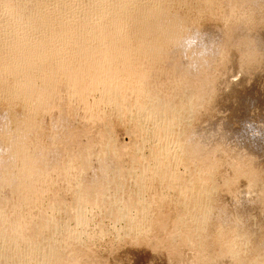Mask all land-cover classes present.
I'll use <instances>...</instances> for the list:
<instances>
[{"label":"bare ground","instance_id":"bare-ground-1","mask_svg":"<svg viewBox=\"0 0 264 264\" xmlns=\"http://www.w3.org/2000/svg\"><path fill=\"white\" fill-rule=\"evenodd\" d=\"M79 1L81 0L70 2H68V0H0V100L5 98L9 103L8 105L6 104L8 106L6 111L0 108V264H81V262L77 260L79 258L76 257L79 256L76 254L79 252H76L77 248L73 249L74 246L71 242L75 240L74 235H69V231L65 233L67 229L70 230V228L66 226L67 222H64L65 226H60V228L62 227V231L63 228L67 227L66 230L64 229V233L68 234L65 238L67 241L64 243V240L63 244L61 239V244L59 245L60 242H57L55 239V235L58 229H60L58 226L61 225V223H59L60 221L55 222L56 219L51 217H53V212L59 211V209L64 210L66 213L65 215L70 218L68 222L70 221L78 225H83V223H85V210L90 206L99 207L98 210L102 209L100 212L103 211L104 216L106 215L109 217V220L110 218L113 221H118L122 218L127 219L125 221H128V224L137 230L144 229L142 231L145 232V229H149V227L152 228L151 226L155 227L154 221L152 222L154 225H148L145 222L149 207H154L149 204L148 207L145 199H143V195L149 192L147 190H151L152 192L153 189H151L152 184L148 186L150 187L149 189L146 185L149 179H152V182L157 181L158 184L164 187L166 186L172 194L175 193L179 197V200L177 199L178 202L180 201L179 204L183 203L185 205L186 210L184 209L185 212L183 213L185 215L182 216L183 218L179 217V219L176 215V224L172 221L175 227L177 226L181 229L184 241L186 240L195 245L199 244V247L202 249L205 247L206 241L209 240L208 238L212 235L213 231H219L224 239L226 237L224 236L226 231L232 230V233H236V241H229L232 243L230 244L226 240L223 247H220L221 245L219 246L221 249L217 250L220 252H216L218 256L214 254L217 257H204L200 258L199 261L196 259V263L198 261L197 264H241L243 260L241 262L240 260L243 255L248 258V263L245 261L246 264H264V250L263 252L260 251L264 248V239L261 241L260 239L262 238L257 234V231L260 230L259 228L264 227V191L257 190L259 186H264L260 185L264 183V180H260L259 178L258 180L256 178L255 175H257V173L254 174L256 171L251 172L249 168L245 173L248 174L247 177L250 178H248L249 180L252 182H256L257 180V182L259 183L260 181V183L257 185V183L252 184L249 182L252 186L250 185L251 188H248L249 185L247 187L249 190V192H247L248 195H246L245 189L239 190L245 193L236 191L238 195L241 194L238 197H234V199L238 198L236 202H233L232 197L231 201L226 194L224 195V192H222L221 194L223 195H221L220 192L216 191L218 189L213 188V185L210 186L206 184V187V182L201 183L203 180L200 183H193L189 181L188 178L187 180L184 178V180L180 177V179L178 178L175 180L173 178L174 176L171 177L173 172H175L171 169L173 168V165L170 163L172 159L177 161V165L182 163L183 166H185V161H188L191 155L195 157L193 150H190L195 147L193 146L189 149L190 146L187 147L189 142L190 145H193L191 143H194V145L195 142L198 143L199 147L196 151L203 155H205L210 148H215L213 150L216 151L219 149L217 147L221 145L225 147L226 145V148L229 149L227 156H230L234 164L237 160L241 159V156L245 158L242 153L254 157L253 154L256 152L254 151L253 144L252 146H248L250 144L248 141L250 140L246 141V144L248 143L247 146L244 142V144L236 142L237 145L235 144L234 146V142L240 140L239 137L241 138V142L243 140L245 141V139L242 135L243 138L237 134L239 131L241 132V127L238 129L239 131L233 130L232 128L236 133L234 134L231 127L228 128L227 121L225 123L221 121V123L212 124L214 126L210 125L211 127L206 125L205 131L203 130L204 133L198 134V137L196 136L198 129L194 131L195 133L197 132L196 135L193 134L194 132H192L193 135L189 132L191 136H189V134L187 135L186 132L188 133V130L184 133L181 125L182 122L186 121V116L184 117L183 114L189 111V108L195 104H192V100L196 97L190 98L191 96H189V98L187 97L188 99H185L184 95L183 97L180 95L182 97V100L179 101L180 104H172L174 100L172 101L171 99L170 102V98L167 96L171 92H168L167 89L163 90L166 86L162 88L164 83H167L168 80L179 84L188 77H186L187 74H190L191 78L189 79H192V77L196 78L195 74L197 75V73H199L190 70L186 66L187 61L176 47V41L185 35L188 30H202L207 34L209 41L214 45V51L207 57V62L203 63L201 66L203 68H205L204 66L207 68V65L211 64V58L219 54L220 42L222 41V43H224L226 41L224 40L227 34L225 31L221 32L220 29V31L216 32L211 28L202 29L193 22L196 18L192 21L190 18L192 17L190 16L191 14L189 17H184L183 12L182 15L179 10L178 12L176 10L178 7H183L186 9H197L198 13L199 11H204L203 9L207 11V9H209L206 5L207 0H110V2L105 0H101L100 2L99 0H83L84 4H81ZM221 1L222 3L220 5L229 15L231 10L233 11V7L242 6L246 0ZM248 1L250 2V0ZM218 3L217 1V4ZM260 3H263V0H252L253 6H257ZM80 4L81 6L83 5V8H88L90 13L89 11L86 12L87 10H83V13L80 12L82 9L80 8V10L78 8L80 11L77 9V7H81ZM211 4L213 3L211 2L209 5L211 6ZM217 4H215V6ZM76 9L78 10V17L76 16ZM93 10L94 15H92ZM180 10H182V8ZM208 14L210 13L208 12ZM237 14L240 16V13ZM236 22L238 23L237 20ZM243 24L244 23L239 22L237 26L235 24V28H231L234 30L233 34L231 33V37L234 36L235 39L237 38L236 40L254 42V44L251 45L252 48H248V50L252 51H249V53H253L255 48L264 52V36L259 35L260 37H253L254 41H252V38L250 39L248 37L252 33L249 34V30L246 29L247 25L245 24V26ZM244 42L245 41L240 43ZM231 45L233 44L231 43ZM239 46L241 47V45ZM245 46L248 47L249 44H245ZM198 51L199 48L194 47L188 54L192 56ZM253 54H256V51H254ZM212 65H210V67ZM262 68L264 67L262 66ZM157 73L158 75L161 74L163 79L167 81L164 80L165 82L163 84H161L162 81L159 82V80L155 82L153 78ZM192 74L194 76H192ZM206 79L202 80L203 85L201 84L202 88L200 87L201 89L199 90L202 93L204 92V94L205 90L208 89ZM171 81L170 83L172 84ZM198 82L197 79V83ZM172 86L174 85L172 84ZM176 86L177 84H175V87ZM189 86L191 85H188L187 88ZM197 88L199 89V87ZM171 89L172 88H170V90ZM177 89H179L178 86ZM131 90H134L135 96H133L136 105V107H134L135 109L137 108L136 110L139 113V116L137 115V120H134L135 117L133 118L135 121V123L133 122V126L135 125V128L130 132L132 138L134 137V139H136L133 140L135 141L134 143H132L131 137V141L129 140V142H125L122 139L121 141L113 139L114 132L111 130L112 127H109L110 110L113 109L115 112L121 110L119 112L120 114L128 110L127 107L124 111L122 109L123 105H125L124 103L129 102L128 91L131 93ZM194 92L195 91H193V93ZM195 94L194 96H196ZM95 96L98 97V99L96 97L97 100H94ZM175 96L179 95L175 94ZM175 96L173 95V97ZM199 96L201 97V94L199 95L198 93L197 97ZM90 97H93L92 102H89L91 99ZM200 97L197 101L204 96ZM244 100L245 99H243V102ZM15 104L22 107L20 113H15L13 111L12 108ZM127 106H129L128 103ZM113 110L112 113L115 114ZM73 117L81 121V124H83V126L80 124L81 127L85 126L86 129L87 126L90 131V128H93L94 136L98 139H95V141H97L96 143H90L91 141L84 142L85 139L82 138L84 140H82V144L77 145L80 140H75V137L79 135L74 136ZM247 117L245 118L248 120L250 117ZM143 118L147 120H145V122H148V120L151 122V124L148 123L149 125H153L151 138L153 140L154 138H159L160 141L162 139L160 145H156L157 148H152V146L149 145L153 149V152L152 150L149 151L152 152V156L155 157V166L152 165L151 168L146 165L147 163L144 164L145 162L142 158V162L138 160L136 155L138 153L137 151L140 150L139 148L142 149L145 144L148 143V140H146L148 136H143L147 131L142 130L144 129L143 126V128L140 127V120ZM117 119L119 120V118ZM123 119H125V117ZM131 119L132 118H130V120ZM243 122L242 120V123ZM186 127H188V124ZM193 129L194 128H192V131ZM200 130H198L199 133H201ZM77 132H79V130H77ZM83 134L84 133H82L81 137ZM87 135L88 134H86V136ZM41 136L42 138L43 136L44 138L45 136L48 138V140L46 139L48 144L45 143L46 148H44V146L43 148L39 146L41 144H39ZM86 136L84 135V137ZM38 137L39 139L37 141L39 142H34ZM92 137L93 136H91V138ZM89 138L90 137H88V139ZM93 139L94 138H92V140ZM172 140H175L178 146V148H175L177 149V153H172L173 155L169 153V149L167 150V146L170 145L169 143ZM251 142L254 143L255 141ZM258 142L255 143L263 148L261 146L262 141L260 144ZM263 143L264 142H262V144ZM224 147L219 149V151L223 150ZM254 147L256 148V145H254ZM260 147H258L259 150L256 148L258 150L256 154L259 156L262 155ZM127 149L134 152L133 157L135 158L136 155L137 158L135 160H138H134V163L132 162L133 159L131 160L133 163L132 168H124V163L122 164L123 158L125 159V157H123V155L125 156L124 150ZM129 150L126 152H130ZM240 151H242V153ZM64 154L69 155V157H66V155L64 157ZM61 155L64 157V160L62 157V161L64 162L60 161ZM127 155H129V153ZM196 155L199 154L196 153ZM220 155L222 156L223 154ZM224 155H226V153ZM201 159H199V161ZM225 159L228 160L229 158L225 156ZM207 161L211 163L210 160ZM173 163L175 162L173 161ZM254 163H256V161ZM169 164H171V167H168L172 171L170 169L168 171L166 168ZM189 164L191 165L190 162ZM251 164L253 165V162ZM249 165L250 164H248V167ZM162 166H165L168 172H162L164 171L160 170V168H164ZM229 166L228 164V167ZM242 166L245 167L243 164ZM230 168L235 167L230 166ZM210 169L212 170L211 167ZM237 169L240 170L239 167H237ZM196 170L195 168V171ZM206 170L208 171V169ZM229 173H231V171H229ZM168 175L171 178L168 177ZM194 175L197 174L194 173ZM200 175L204 177L202 172ZM259 175L261 176V174ZM254 177L256 180L253 179ZM126 179L130 180L132 190H128L131 194L124 196V194L122 195L121 193L120 186ZM245 180L247 181L246 178ZM48 181L49 183L50 181H54V183L60 182L61 187L57 188L59 190L53 187L49 189L54 183L52 182L53 184L47 186ZM226 181L228 180L224 182ZM123 184L125 183L123 182ZM222 185L224 186V184ZM255 185L258 187H255ZM53 189L57 190L58 194ZM66 190H70L72 192L70 194H73V197L70 198V202H64L66 198L62 200L65 196H61L62 198L57 196L59 193L60 195H65L67 192ZM237 194L235 196H237ZM43 195L46 196V198H40L43 197ZM69 197L71 196L69 195ZM156 201L157 198L155 202ZM153 202L154 201H152V203ZM152 203L150 202L151 205ZM137 209L143 212L141 213V215L143 214L142 216L139 213L140 216H137V212H139ZM132 210H135L137 217H133L134 214L131 217L129 216V213L131 215V212H133ZM71 219L73 221H71ZM86 219L87 217L85 220ZM103 219L105 220V218ZM128 229H126V231ZM130 229L132 230V228ZM223 229H226V231H223ZM166 230L167 229H165V231ZM73 233L76 232L74 231ZM136 233L138 234V231H136ZM146 233L148 232H145V234ZM215 234L216 233H214V235ZM170 235L171 234H169V237ZM137 236H141L140 233ZM176 236L177 235H175V237ZM211 238L212 237H210V239ZM212 239H214V237ZM220 241H217L218 245ZM236 242H242L244 244L242 245L239 243L244 246L243 251L240 247L239 250L233 248ZM77 246H79L78 243ZM80 248L82 249V247ZM203 249L204 251L206 250L205 248ZM74 250L76 255H74ZM212 251L214 252V250ZM259 251L261 253H259ZM199 252H201V250H199ZM199 255H201V253H199ZM81 256L83 255L81 254ZM85 257L83 256V258ZM74 258L77 259L74 260ZM93 260L92 262L94 263Z\"/></svg>","mask_w":264,"mask_h":264},{"label":"rangeland","instance_id":"rangeland-1","mask_svg":"<svg viewBox=\"0 0 264 264\" xmlns=\"http://www.w3.org/2000/svg\"><path fill=\"white\" fill-rule=\"evenodd\" d=\"M67 1V0H66ZM70 1H75V0H68V2H70ZM82 1L83 0H81V1H79V2H81V4H84V1H83V3H82ZM101 0H99V2H100ZM105 1H109L110 2V0H105ZM204 1H206V0H204ZM217 1L219 2L218 4H217ZM215 3V4H217L216 6H215V4L213 5V4H211V6L209 5L210 3ZM222 3V1L221 0H210V1H208L207 0V8H209V9H212V10H209V9H207V11L210 13V14H208V12L205 10V9H203L204 11H206V12H204V11H199V13H198V11H197V9H186V8H183V7H181L182 8V10H180L181 8L180 7H178L176 10H177V12H178V10L181 12H179L180 14H182L183 15V13H184V17L186 16H188L189 17V15L190 16H192V17H190L191 19H192V21H193V19L194 18H196V19H194V21L193 22H195L196 23V25H198L200 28H211V29H213L214 31H216V32H218V31H220V29H221V32L222 31H225L227 34L225 35V38H224V40H226L225 42H224V40H223V42L224 43H222V41L220 42L221 44V46H220V50H219V54L218 55H216V56H214V58L212 57L211 58V64L210 65H212L211 67H210V65H207V68H206V66H204L205 68H203V67H200V69L197 71V72H199V73H197V75H200L201 73H203V72H205V73H203V74H201L200 76H197L196 74H195V77L198 79V83H197V79L196 78H194V77H192V79H189V78H191L190 77V74L188 75H186V77L187 78H185V80H183L182 82L184 83V85H183V83L182 82H180L179 84H181V85H179L178 83H176V82H174L173 83V81H171L172 82V84L174 85V86H172V84L170 83V81L168 80H166V79H163V76L161 75H158V73L157 74H155L152 78L154 79V81L156 82V80H159V82H161V84H163L165 81H167V83H169V84H167L166 82L164 83V85L162 86V88L163 87H165L166 86V88H164L163 90H165V89H167V91L168 92H171V93H166V94H168L167 96H169V101L172 99V104H180V100H182L181 98L183 97V95H184V97H185V99H188L189 98V96H191L190 98H193V97H196V98H194L193 100H192V104L193 103H195V104H193L192 106H191V108H189V111H185L186 113H184L183 115H184V117H185V120L186 121H184V122H182V131L185 133L187 130H188V133L186 132V134L188 135L189 134V132H191L190 134H192V132H194V131H196L197 129L198 130H200V132L201 133H199V131L197 130V135H196V133L194 132L193 134H195L197 137L199 136L198 134H203L204 132H203V130L205 129V126L207 125V126H209V127H211V126H214V125H212V124H215V123H221V121L222 122H226L227 123V125H228V128H230L231 127V130H232V128H233V130H237V131H239L238 129L241 127L242 128V125H241V123H242V120L243 121H246L247 119L245 118V117H247V115H248V117H250V118H248V120H251V121H254V122H264V73H262V72H264V68H262V66L264 67V52L263 51H261V50H257V48H253L254 49V51H256V54H253L254 53V51H253V53H249V51L250 52H252L251 50H248V48H252V44H254V42H247V40H243V41H245L244 43H240V42H243V41H241V40H236L235 39V37L233 38V37H231L232 36V34H233V31L234 30H232L231 28H235V24H236V26L238 25V23L240 22V23H244L243 25H245L246 26V29L247 30H249L248 31V33L250 34V33H252V34H250V36H248L250 39L252 38V41H254L253 40V37L254 38H256V37H260V36H264V0H263V3H260L259 5H257V6H253L252 5V0H250V2L248 1V0H246V1H244V3H245V6H244V3L242 4V6H240V7H233V11L231 10V13L229 14L230 15V17H229V15L226 13V11L223 9V7L220 5ZM249 3V4H248ZM81 4H80V6H81ZM215 7H213V6ZM220 5V6H219ZM252 5V6H251ZM249 6V7H248ZM260 6V7H259ZM51 7V6H50ZM88 7V6H87ZM218 7V8H217ZM81 10H79V9ZM180 8V9H179ZM235 8V9H234ZM250 8H252V9H250ZM261 8H263V9H261ZM77 9L80 11V12H82L83 10H87L86 12H88L89 11V13H90V10L88 9V8H83V5L81 6V7H77ZM76 9V16L78 15L79 16V14L77 13L78 12V10ZM258 9V10H257ZM194 10V11H193ZM220 12H219V11ZM223 10V11H222ZM238 10V11H237ZM92 11V10H91ZM224 11H225V14H224ZM183 12V13H182ZM191 12H194V13H191ZM204 12V13H203ZM83 13V12H82ZM94 13V10H93V12H92V15H94L93 14ZM237 13H240V16L237 14ZM227 14V15H226ZM234 14V15H233ZM235 14H236V16H235ZM201 15V16H200ZM232 15V16H231ZM238 15V16H237ZM255 15V16H254ZM77 16V17H78ZM197 16H198V18H197ZM247 16H249V17H247ZM218 17V18H217ZM228 17V18H227ZM237 17V18H236ZM238 17H240V18H238ZM243 17V18H242ZM244 19V20H243ZM236 20L238 21V23L236 22ZM240 20V21H239ZM244 22H243V21ZM198 23V24H197ZM250 25V26H249ZM224 26V27H223ZM248 27V28H247ZM228 29V30H227ZM252 31V32H251ZM231 35H230V34ZM249 34H247V35H249ZM227 35H229V36H227ZM260 35V36H259ZM229 37V38H228ZM231 37V38H230ZM234 39V40H233ZM248 39V38H247ZM237 42H236V41ZM249 40V39H248ZM239 41V42H238ZM251 41V40H250ZM227 42V43H226ZM231 43L233 44V45H231ZM251 43V44H250ZM245 44L246 45H248L249 44V46L247 47V46H245ZM239 45H241V47L239 46ZM232 46V47H231ZM244 46H245V48H244ZM253 47H254V45H253ZM243 49V50H242ZM252 49V50H253ZM224 50V51H223ZM247 50V51H246ZM245 51V52H244ZM261 51V52H260ZM242 52V53H241ZM263 52V53H262ZM258 53H261V54H258ZM221 54V55H220ZM243 54V55H242ZM253 54V55H252ZM226 55V56H225ZM249 55V56H248ZM225 57H227V58H225ZM248 57V58H247ZM261 57V58H260ZM213 59V60H212ZM221 61H220V60ZM241 59V60H240ZM210 60V59H209ZM216 61V62H215ZM259 63V64H258ZM217 64H218V66H217ZM250 64V65H249ZM258 65V66H257ZM209 66V67H208ZM227 66V67H226ZM252 66V67H251ZM210 68V69H209ZM214 68V69H213ZM247 68V69H246ZM207 69V70H206ZM219 69V70H218ZM250 69V70H249ZM253 69V70H252ZM226 70V71H225ZM244 70V71H243ZM203 71V72H202ZM246 71V72H245ZM252 71V72H251ZM201 72V73H200ZM208 72V73H207ZM211 72V73H210ZM258 72V73H257ZM244 73V74H243ZM250 73V74H249ZM255 73V74H254ZM203 75V76H202ZM192 76H194L193 74H192ZM207 76H209V77H207ZM211 76V77H210ZM215 76V77H214ZM162 77V78H161ZM253 77V78H252ZM257 77V78H256ZM161 78V79H160ZM207 78V79H206ZM210 80H209V79ZM242 78V79H241ZM204 79H206V83H208V92H207V90H205V94H204V92L202 93V92H200L199 90L202 88L201 87V84L203 85V81L202 80H204ZM217 79V80H216ZM165 80V81H164ZM189 82H188V81ZM191 80V81H190ZM193 80V81H192ZM186 81H187V83H186ZM224 81V82H223ZM158 82V83H159ZM195 82V83H194ZM201 82V83H200ZM245 82V83H244ZM186 83V84H185ZM193 85H192V84ZM211 83V84H210ZM160 84V83H159ZM175 84H177V86H178V88L179 89H177V86L175 87ZM198 84V85H197ZM200 84V85H199ZM229 84V85H228ZM188 85H191V86H189L188 88H187V86ZM194 85H195V87H194ZM222 85V86H221ZM169 86V87H168ZM210 86V87H209ZM175 87V88H174ZM181 87V88H180ZM197 87H199V89L197 88ZM201 87V88H200ZM212 87V88H211ZM170 88H172L171 90H170ZM184 88V89H183ZM194 88V89H193ZM197 88V89H196ZM173 89H174V91H173ZM188 89H189V91H190V93H189V91H188ZM214 89V90H213ZM180 92H179V91ZM184 90H185V92H184ZM192 90V91H191ZM217 90V91H216ZM129 91H130V89H129ZM129 91H128V96H129V102H127L128 103V105L130 106H127V103L125 102L124 104L125 105H123V111H124V109L127 107V109L128 110H125V111H127V112H123V113H119V112H115V110H113V109H111L110 111V116H109V122H110V124H109V127L111 128V130L114 132L113 133V139H115V140H117V141H121V139L123 140V141H125V142H129V140H130V137H131V140H132V143H134L135 141H133V140H136V139H134V137L132 138V136L130 135L131 133V131L132 130H134V126H133V124L135 123V121L134 120H137L138 119V111L135 109V107H136V105H135V103H134V101H135V99H134V96H135V93H134V90L132 91L131 90V93H129ZM167 91H165V92H167ZM193 91H195L194 93H193ZM198 91V92H197ZM210 91V92H209ZM134 94H133V93ZM174 92V93H173ZM176 92H178V93H176ZM215 92V93H214ZM181 93V94H180ZM184 93V94H183ZM195 93H197V94H195ZM198 93H199V95L201 94V97L202 96H204V97H200L201 99L199 100V101H197L198 100V98L199 97H197V95H198ZM131 94V95H130ZM175 94L176 95H179V96H175ZM189 94V95H188ZM194 94L196 95V96H194ZM134 95V96H133ZM173 95L175 96V97H173ZM182 97H181V96ZM206 95H208V96H206ZM96 97L97 96H95L94 97V100H97L98 99V97H97V99H96ZM173 97V98H172ZM177 97V98H176ZM188 97V98H187ZM206 97V98H205ZM91 98V99H90ZM89 99L91 100H89V102H92V98L93 97H90ZM175 98V99H174ZM179 98V99H178ZM177 99V100H176ZM243 99H245L244 100V102H243ZM5 100V101H4ZM131 100V101H130ZM202 100V101H201ZM1 102H0V108L2 109V110H7V108H8V102H7V100L4 98L3 100H0ZM4 101V102H3ZM197 101V102H196ZM249 101V102H248ZM131 102V103H130ZM171 102V101H170ZM198 103V104H197ZM252 103V104H251ZM7 104V105H6ZM18 104H15V106H13V111L15 112V113H20L21 111L20 110H22L21 108L22 107H20V105H18ZM197 105V106H196ZM135 106V107H134ZM3 107H4V109H3ZM18 107V108H17ZM194 107V108H193ZM15 108V109H14ZM131 108H134V109H131ZM193 108V109H192ZM208 108V109H207ZM191 109V110H190ZM112 110H113V112L115 113V114H113L112 113ZM130 110V111H129ZM129 111V112H128ZM192 111V112H191ZM131 112V113H130ZM194 112V113H193ZM117 113V114H116ZM125 113V114H124ZM246 113V114H245ZM248 113V114H247ZM114 115H115V117H114ZM126 115V116H125ZM131 115V116H130ZM137 116V118H136V116ZM133 116V117H132ZM113 119H112V118ZM125 117V119H123ZM127 117V118H126ZM135 117V118H134ZM189 117V118H188ZM117 118H119V120L117 119ZM130 118H132L131 120H130ZM133 118H134V120H133ZM189 120H188V119ZM77 119V118H76ZM75 119V117H73V130H75V131H73L74 132V136H76V135H79V136H77V137H75V140H80L79 141V143L77 142V141H75V142H77L78 144L77 145H79V144H82V140L83 139H85V141L84 142H90V143H96L97 141H95V139L96 140H98L97 139V137H95L94 136V133H93V128L91 127L90 129H91V131L89 130V127H87L86 126V129H85V126L84 127H81V125L83 126V124H81V121L79 120V119H77L76 120ZM76 120V121H75ZM123 120V121H122ZM124 120H127V121H124ZM129 120V121H128ZM145 120L146 119H142V120H140V122H141V128H143L144 127V129H142V130H144V131H147V132H143L145 135H143L144 137L145 136H148V138H146V140H148V143H146L145 144V146L141 149V148H139L140 150H138L137 152V157H136V155H135V158L133 157L134 156V152H132V151H130L129 149H127V150H124L125 151V156L123 155V157H125V159L123 158V161H122V164L124 165L123 167L124 168H128V167H133V163H134V160L137 158L138 160H140L141 161V158H142V160H144V164H146L147 166H150L149 168H151L152 167V165L153 166H155V157H153L152 155H153V147H155V148H157V146L158 145H160V143L162 142V139H161V141L159 140V138H154V140L151 138V134H152V129H153V125H149V124H151V122H149V120H148V122H145ZM79 123H78V122ZM147 121V120H146ZM218 121V122H217ZM76 122V123H75ZM122 122V123H121ZM128 122H129V125H128ZM134 122V123H133ZM142 122H144V123H142ZM188 122V123H187ZM231 122V123H230ZM112 123V124H111ZM114 123V124H113ZM132 125H131V124ZM149 123V124H148ZM81 124V125H80ZM127 124V125H126ZM187 124H188V127H186L187 126ZM230 124V125H229ZM243 124V123H242ZM75 125V126H74ZM112 125V126H111ZM211 125V126H210ZM129 126H133V127H129ZM143 126V127H142ZM184 126V127H183ZM204 126V127H203ZM75 128V129H74ZM132 128V129H131ZM184 128V129H183ZM191 130H189V129ZM192 128H194L193 129V131H192ZM200 128V129H199ZM240 128V129H241ZM81 129V130H80ZM150 129V130H149ZM77 130H79V132H77ZM85 130V131H84ZM151 131V132H149V131ZM232 130V132H234ZM81 131H82V133H84L83 134V136L81 137V135H82V133H81ZM89 133H88V132ZM111 131V132H112ZM205 131V130H204ZM75 132H76V134H75ZM182 132V133H183ZM203 132V133H202ZM78 133V134H77ZM81 133V134H80ZM142 133V134H143ZM184 133H183V135H184ZM86 134H88L87 136H86ZM112 134V133H111ZM126 134V135H125ZM129 136H128V135ZM185 134V135H186ZM189 134V136H191ZM192 134V135H193ZM234 134H236L235 132H234ZM238 135H242L241 134V132L239 131V133H237ZM84 135L86 136V137H84ZM186 135V136H187ZM194 135V136H195ZM91 136H93L92 138H94L93 140H92V138H91ZM117 136V137H116ZM127 136V137H126ZM195 136V137H196ZM243 136V135H242ZM241 136V137H242ZM81 137V138H80ZM88 137H90L89 139H88ZM115 137V138H114ZM119 137V138H118ZM129 137V138H128ZM244 137V139H245V141L243 140L242 142H241V138L239 137V141H235L234 142V146H235V144L237 145V143H245L246 144V141L247 140H249V139H247L245 136H243ZM242 137V138H243ZM76 138H79V139H76ZM83 138V139H82ZM127 138V139H126ZM39 139V137L38 138H36V140L34 141V142H39V146H41L42 148H43V146H44V148H46V145H45V143L46 144H48L47 143V141H46V139L48 140V138L45 136V138H44V136H43V138H42V136L40 137V139H39V141H37ZM86 139H87V141H86ZM152 139V140H151ZM174 139V138H173ZM89 140V141H88ZM130 140V141H131ZM152 141V143H151V141ZM158 140H159V142H158ZM154 141V142H153ZM158 143H157V142ZM234 141V140H233ZM83 142V143H84ZM147 142V141H146ZM155 142H156V144H155ZM176 141L174 140H172L169 144V146H167V150L169 149L170 150V152L169 153H177L176 152V150L177 149H175V148H178V146H177V144L175 143ZM191 142H195V141H191ZM237 142V143H236ZM250 144L248 145V146H252V144H253V148H254V151H256L257 153H258V150H259V148L258 147H260V145L258 146L256 143L258 142V141H253L254 143H252L251 141H248ZM260 142L261 141H259L258 143L260 144ZM44 143V144H43ZM172 143V144H171ZM190 143V142H189ZM188 143V146L187 147H189V149L191 148V147H195V148H191L190 150H193V152H194V155H195V157L194 156H190V158L188 159V161L186 160L185 161V163H184V165L185 166H183V164L182 163H179V164H181V165H177V161L175 160V159H172V161H170V163L173 165L172 167L173 168H171L172 170H174L175 172H173V174L171 175V177H173L175 180H177L178 178L180 179V177L181 178H185L186 180H187V178H188V180L189 181H191V182H193V183H200L202 180V182L201 183H205V186H206V184L207 185H210V186H212L213 185V188H215V189H218V190H216V191H218V192H220V194L222 193V192H224V195L226 194V196H228L229 198H230V200L233 198V202H236V200L238 199V198H236V199H234V197H238V196H240V195H238L237 194V192H246V195H248L247 194V192H249V190L247 189V187H248V185H249V187L248 188H251L250 187V185L252 186V184H255V183H257V185L260 183V181H259V183L257 182V180H256V178L258 179H260V180H264V143L262 144V142H261V146L263 147V148H261V150L262 151H260L261 152V154L262 155H258V154H256V152H254L255 154H253L254 155V157H250V156H248L246 153H242V151H240L242 154H243V157H245V158H242V156L241 155H239V156H241L240 158V160H237L236 162H235V164L234 163H232V162H234L233 160L231 161V158H230V156H227V152H229V149L228 148H226V145H225V147H224V151L223 150H220L219 151V149H222L223 147H222V145L220 146V147H217V148H219V149H217L216 151L215 150H213V149H215V148H210L209 150H207V152L209 153V155H208V153L206 152L205 153V155H203V154H201V153H199V152H197L196 150L198 149V147H199V145H198V143H196L195 142V145H194V143H191V144H193V145H190ZM230 143V142H229ZM233 143V142H232ZM243 143V144H244ZM43 144V145H42ZM158 144V145H157ZM175 144V145H174ZM231 144V143H230ZM238 144V145H239ZM248 144V143H247ZM247 144H246V146H247ZM152 146V148L150 147V146ZM155 145V146H154ZM157 145V146H156ZM173 145H174V148H173ZM197 145V146H196ZM254 145H256V148L258 149H256L255 147H254ZM149 147V149H148V147ZM60 147H61V145H60ZM197 147V148H196ZM175 149V150H173V149ZM189 149H187V150H189ZM130 151V152H126V151ZM149 150H152V152H150ZM172 150V151H171ZM228 150V151H227ZM144 151V152H143ZM149 152V154H148V152ZM223 151V152H222ZM226 151V152H225ZM198 153L199 155H196V153ZM216 152V153H215ZM239 152V153H240ZM70 153V152H69ZM68 153V154H69ZM129 153V155H127ZM133 155H132V154ZM144 153V154H143ZM219 155H218V154ZM226 153V155H224ZM172 154V155H173ZM201 154V155H200ZM220 154H223L222 156L220 155ZM247 155V157H246V155ZM65 155H66V157H69V155H67V154H64V157H65ZM127 155V156H126ZM132 155V156H131ZM145 155V156H144ZM245 155V156H244ZM255 155H258V156H255ZM149 156V157H148ZM189 156V155H188ZM197 156H199V157H197ZM205 156V157H204ZM225 156H226V158H229L228 160H226L225 159ZM62 155H61V162H64V161H62ZM64 157H63V160H64ZM140 157V158H139ZM152 157V158H151ZM194 159H193V158ZM201 157H202V159H201ZM256 157H257V159H256ZM148 158V159H147ZM201 159L200 161H199V159ZM254 158V159H253ZM259 158V159H258ZM261 158H263V159H261ZM130 159V160H129ZM133 159V160H132ZM146 159V160H145ZM150 159V160H149ZM198 161H197V160ZM205 159H206V161H205ZM239 159V158H238ZM250 159H251V161H250ZM261 159V160H260ZM131 160H132V162H131ZM138 160H135V161H138ZM148 160V161H147ZM194 160V161H193ZM207 160H210V162L211 163H208V161ZM248 160V161H247ZM252 160H254V161H252ZM126 161V162H125ZM153 161V162H152ZM173 161L175 162V163H173ZM204 162V164H203V162ZM219 161V162H218ZM231 161V162H230ZM244 163H243V162ZM256 161V163H254ZM259 161V162H258ZM142 162V161H141ZM188 164H187V163ZM189 162L191 163V165L189 164ZM194 162V163H193ZM202 162V163H201ZM206 162H207V164H206ZM214 162V163H213ZM247 162V163H246ZM253 162V165L251 164V163ZM258 162V163H257ZM153 163V164H152ZM196 163V164H195ZM198 163V164H197ZM230 165V166H232V167H235L236 168V170H235V168H230V166L228 167V164ZM171 164H169V165H167V169H168V171H169V167H171ZM214 164V165H213ZM239 166H238V165ZM242 164L243 165H245V167L244 166H242ZM248 164H250L249 165V167H248ZM256 164V165H255ZM177 165V166H176ZM187 165H189V166H187ZM198 165V166H197ZM199 165H201V166H199ZM203 165V166H202ZM207 165V166H206ZM222 165V166H221ZM235 165V166H234ZM252 165V166H251ZM258 165V166H257ZM166 166V165H165ZM165 166H162V167H164L165 168ZM169 166V167H168ZM179 166V167H178ZM196 166V167H195ZM216 166V167H215ZM160 167V166H159ZM176 169H175V168ZM199 167V168H198ZM205 167V168H204ZM208 167V168H207ZM210 167L212 168V170L210 169ZM215 169H214V168ZM228 167V168H227ZM237 167H239V169L240 170H242V171H240V170H238L237 169ZM241 167H242V169H241ZM161 169L160 168V170L162 171V170H164V171H162V172H168L167 171V169L165 170V169ZM177 168H178V170H177ZM195 168L197 169L196 171H195ZM200 168H201V170H200ZM246 168V169H245ZM252 169V170H250V169ZM254 168V169H253ZM170 169V170H171ZM199 169V170H198ZM206 169H208V171L206 170ZM248 169H249V171H251V172H253V171H256V172H254V174L255 173H257V175H255L256 176V178L254 177L253 179L254 180H256V182L255 181H251V180H249L250 178L249 177H247L248 176V174L247 173H245V172H247L248 171ZM257 169V170H256ZM171 170V171H172ZM189 170H191V171H189ZM217 170V171H216ZM237 170H238V172H237ZM245 170V171H244ZM189 171V172H188ZM194 171V172H193ZM202 172V175L204 176V177H202L200 174H201V172ZM205 171H207V172H205ZM229 171H231V173H229ZM233 171V172H232ZM259 171V172H258ZM263 171V172H262ZM200 172V173H199ZM204 172V173H203ZM221 172V173H220ZM184 173V174H183ZM186 173V174H185ZM189 173V174H188ZM194 173L195 174H197V175H194ZM207 173V174H206ZM208 173H209V175H208ZM210 173H211V175H210ZM238 173V174H237ZM242 173V174H241ZM188 174V175H187ZM195 176H193V175ZM214 174V175H213ZM234 174V175H233ZM259 174H261V176L259 175ZM183 177H182V176ZM190 175V176H189ZM193 177H192V176ZM209 177H208V176ZM213 175V176H212ZM229 175V176H228ZM238 175V176H237ZM176 176H178V177H176ZM201 176V177H200ZM206 176H207V178H206ZM244 176V177H243ZM168 177H170L169 175H168ZM170 177V178H171ZM197 177V178H196ZM211 177V178H210ZM193 178V179H192ZM205 178V179H204ZM226 178V179H225ZM241 178V179H240ZM245 178L247 179V181L245 180ZM249 178V179H248ZM263 178V179H262ZM174 179H172V180H174ZM184 179V180H185ZM210 179V180H209ZM258 179V180H259ZM150 180H151V182H152V179H149L147 182H146V185H147V187L150 185L151 186V184H152V187H151V189H152V192H151V190H147V191H149V192H147L146 194H149V195H143L144 197H143V199H145V201H146V204L148 205H150V206H154L153 208L152 207H149V205H148V207H149V211L151 212H149L148 211V215L146 214V218H145V222H146V224H148V225H152L153 223L155 224V227L154 226H151L152 228H150L149 227V229H145V232H148V233H146L145 234V232L144 231H142V230H144V229H142V230H140V229H136V228H133V227H131L128 223V221H125V220H127V219H124V218H122V219H119L118 221H116V220H112L111 218H110V220H109V217H107L106 215L104 216V213H103V211H101L100 212V210H102V209H100V210H98L99 209V207H90V209H89V207H87L86 208V210H85V214H84V222L86 223H83V225L81 224V225H78V224H76V223H73V222H68V219H70L67 215H65L66 213H65V211L64 210H61V209H59V211L57 210V211H55V212H53V217H51V218H53V219H56L55 220V222H59V223H61V225H59L58 227L60 228V226H65V223H66V226L68 227V228H70V230L69 229H67V227H65V228H63V231H62V227L60 228V229H58V232H57V234L55 235V239L57 240V242H60L59 243V245L61 244V239H62V243H63V241H64V243L67 241L65 238H66V236L68 235V234H65V233H67L68 231V233H69V235H74V238H75V240H73V241H71L72 242V244H73V249H76V252H79V253H76V254H78L79 256H76L77 258H79V259H77V258H74V260L75 259H77L78 260V262H81V264H92L93 262H92V260L94 261V263L93 264H195L196 263V259L199 261V259L200 258H206V257H209V256H214V257H217L218 255H217V253L216 252H218V250L219 249H221V248H219V246L220 247H223L224 246V244H225V242H226V240H227V242H232L233 240L234 241H236V233L234 234V232L232 233V230L230 231V230H228V231H226V229L224 230L223 229V231H226L225 232V235L224 236H226L225 237V239H224V237L222 236V234L221 233H219V231H213L214 233H216L215 235H214V233L212 232V235L210 236V237H214V239H210V237L208 238L209 240H207L206 241V244H205V247H203V248H205L206 250L204 251V249L202 250L201 249V247H199V244H192V243H190V242H188V241H184V236L182 235V231H181V229L179 228V227H175L174 225L176 224V215H177V218H179V217H182V216H184L185 214L183 213V212H185V210H186V207H185V205L183 204H179L180 203V201L178 202V200H179V197L175 194V193H173L172 194V192L171 191H169L168 190V188L165 186H163V185H160V184H158V182L157 181H154V182H150ZM199 182H198V181ZM207 180V181H206ZM225 180H228V181H226V182H224ZM230 180V181H229ZM194 181H196V182H194ZM217 183H216V182ZM220 181V182H219ZM54 183V181H50V183H49V181L47 182L48 183V185L47 186H49V184L51 185V184H53ZM56 182V181H55ZM123 182L125 183V184H123ZM122 183H121V186H122V188H121V186H120V190L122 191L121 193H122V195L124 194V196L125 195H129V194H131L128 190H130L131 189V182H130V180H128V179H126V181H123ZM212 182V183H211ZM215 182V183H214ZM221 182H222V184H224V186L221 184ZM224 182V183H223ZM230 182V183H229ZM249 182H251V183H249ZM262 182V181H261ZM264 182V181H263ZM60 182H56V183H54L53 185H51V187H49V189L50 188H54V189H57V188H59V187H61V183L59 184ZM147 183H149V184H147ZM158 185H157V184ZM57 184V185H56ZM64 184V183H63ZM156 184V185H155ZM215 184V185H214ZM217 184H219V185H217ZM221 184V185H220ZM229 184V185H228ZM58 186V187H56V186ZM60 185V186H59ZM217 185V186H216ZM257 185H255V187H258ZM260 185H264V183H262V184H260ZM158 186V187H157ZM160 186V187H159ZM254 186V185H253ZM56 187V188H55ZM207 187V186H206ZM223 187V188H222ZM226 187V188H225ZM246 187V188H245ZM263 188H264V186H262ZM261 186H259L258 188H260V189H258L257 188V190H259V191H264V189L262 188ZM124 188V189H123ZM150 187H148V189H149ZM158 188V189H157ZM165 189V190H163V189ZM229 190H228V189ZM53 189V190H54ZM244 190V191H239V190ZM256 189V188H255ZM263 189V190H262ZM52 190V191H53ZM57 190H59V189H57ZM57 190H54L55 192H57V194H58V191ZM125 190V191H124ZM132 190V189H131ZM158 190V191H157ZM228 190V191H227ZM246 190H248V191H246ZM51 191V192H52ZM67 192L65 193V192H63V193H65V195H60V193H59V195H57L58 197H60V198H62L61 196H65L64 198H62V200H64L65 198V200H64V202H70L71 201V199L70 198H72L73 196V194L71 195L70 193H72L70 190H66ZM154 191V192H153ZM159 191H160V193H159ZM164 191V192H163ZM237 191V192H236ZM125 192V193H124ZM129 192V193H128ZM132 192V191H131ZM229 192V193H228ZM233 192V193H232ZM244 192V193H245ZM62 193V192H61ZM128 193V194H127ZM154 193H156V194H154ZM168 193V194H167ZM264 193V192H263ZM158 194V195H157ZM160 194V195H159ZM167 194V195H166ZM231 194V195H230ZM237 194V196H235ZM69 195L71 196V197H69ZM164 195H166V196H164ZM221 195H223V194H221ZM230 195V196H229ZM234 195V196H233ZM244 195V194H243ZM148 196V197H147ZM151 196H152V198H153V196H154V198L152 199L151 198ZM161 198H160V197ZM172 196V197H171ZM176 198H174V197ZM177 196V197H176ZM225 196V197H226ZM232 197V198H231ZM264 197V196H263ZM40 198H46V196H44L43 195V197H40ZM149 198V199H148ZM156 198H157V201L155 202V200H156ZM168 199V201H167V199ZM69 199V200H68ZM160 199H163V200H160ZM178 199V200H177ZM68 200V201H67ZM154 201L153 203H152V201ZM144 201V202H145ZM152 203V205L150 204V202ZM176 201V202H175ZM232 201V200H231ZM263 201H264V198H263ZM173 202V203H172ZM178 202V203H177ZM172 203V204H171ZM177 204H178V206H177ZM175 205V206H174ZM178 207V208H177ZM185 207V208H184ZM180 208V209H179ZM153 209V210H152ZM185 209V210H184ZM95 210V211H94ZM97 210V211H96ZM157 212H156V211ZM182 210V211H181ZM86 211H87V214H86ZM133 211V210H132ZM137 211H139L138 209H137ZM179 211V212H178ZM63 212V213H62ZM101 213V214H100ZM141 215V213H143L141 210L139 211V212H137V216L139 215V214ZM153 213V214H152ZM156 213V214H155ZM103 214V215H102ZM134 214V215H133ZM150 214V215H149ZM179 214V215H178ZM180 214H182V215H180ZM133 215V217H137L136 216V213H135V210L133 211V212H131V215H130V213H129V216L131 217ZM139 215V216H140ZM143 215V214H142ZM141 215V216H142ZM156 215V216H155ZM66 216V217H65ZM138 216V217H139ZM149 216V217H148ZM157 216H159V217H157ZM87 217V219L85 220V218ZM148 217V218H147ZM163 217V218H162ZM167 217V218H166ZM171 217V218H170ZM89 218V219H88ZM103 218H105V220L103 219ZM153 218H155V219H153ZM183 218V217H182ZM60 219V220H59ZM124 219V220H123ZM146 219H147V221L149 222H147L146 221ZM176 219V220H175ZM180 219V218H179ZM62 220V221H61ZM67 220V221H66ZM88 220V221H87ZM167 220H168V222H167ZM71 221H73L72 219H71ZM110 221V222H109ZM116 221V222H115ZM121 221H123V222H121ZM127 222V223H125V222ZM154 221V222H153ZM156 221V222H155ZM175 223H173V222ZM65 222V223H64ZM104 222V223H103ZM118 222V223H117ZM153 222V223H152ZM70 223V224H69ZM166 223V224H165ZM63 224V225H62ZM76 224V225H75ZM87 224H88V226H87ZM153 224V225H154ZM86 225V226H85ZM115 225H116V227H115ZM173 227H172V226ZM81 226V227H80ZM83 226V227H82ZM113 228H112V227ZM163 226V227H162ZM100 227V228H99ZM121 227V228H120ZM85 228V229H84ZM129 228V229H128ZM130 228H132V230L130 229ZM154 228V229H153ZM161 228V229H160ZM176 228V229H175ZM66 231H65V230ZM82 229V230H81ZM126 229H128L127 231H126ZM136 229V230H135ZM165 229H167L166 231H165ZM175 229V230H174ZM179 229V230H178ZM260 230H258L257 232V234H258V236H260V238H262V239H260L261 241H263V236H264V227H261V228H259ZM81 230V231H80ZM84 230V231H83ZM131 230V231H130ZM146 230H148V231H146ZM149 230H151V231H149ZM60 231V232H59ZM64 231H65V233H64ZM76 232V233H73V232ZM108 231H109V233H108ZM130 231V232H129ZM133 231V232H132ZM136 231H138V234L136 233ZM154 231V232H153ZM172 231V232H171ZM176 231V232H175ZM179 231V232H178ZM230 231V232H229ZM260 231V232H259ZM64 234H63V233ZM72 234H71V233ZM81 232V233H80ZM100 232V233H99ZM107 232V233H106ZM119 232V233H118ZM143 232V233H142ZM229 232V233H228ZM58 233H59V236H58ZM99 233V234H98ZM139 233H140V235L141 236H137V235H139ZM163 233V234H162ZM174 235H173V234ZM228 233V234H227ZM61 234V235H60ZM164 234H166V235H164ZM169 234H171L170 235V237H169ZM218 234V235H217ZM223 234H224V232H223ZM261 234V235H260ZM116 235V236H115ZM133 235V236H132ZM135 235V236H134ZM163 235V236H162ZM168 235V236H167ZM175 235H177V236H179V237H175ZM216 235H217V237H216ZM220 235V236H219ZM79 236V237H78ZM136 236H137V238H136ZM174 236V237H173ZM183 236V237H182ZM235 237V239H234V237ZM262 236V237H261ZM58 237V238H57ZM64 237V238H63ZM144 237V238H143ZM217 239H216V238ZM229 237V238H228ZM231 237V238H230ZM60 238V239H59ZM121 238V239H120ZM130 238V239H129ZM159 238V239H158ZM180 238V239H179ZM182 238V239H181ZM90 239V240H89ZM93 239V240H92ZM124 239V240H123ZM135 239H136V241H135ZM176 239V240H175ZM216 239V240H215ZM224 239V240H223ZM77 240V241H76ZM174 240V241H173ZM181 240H182V242H181ZM221 240V241H220ZM79 241V242H78ZM173 241V242H172ZM184 241V242H183ZM211 241V242H210ZM217 241H220L219 243V245H218V243H217ZM224 241V242H223ZM233 241V242H234ZM81 242V243H80ZM144 242V243H143ZM208 242V243H207ZM223 242V243H222ZM229 242V243H230ZM63 243V244H64ZM77 243H78V245L79 246H77ZM139 243V244H138ZM153 243V244H152ZM210 243V244H209ZM215 244V245H213V244ZM237 243V242H236ZM234 243V246H233V248H236V250L238 249H240L241 248V250L243 251V247L244 246H242V245H244L242 242H239V243H241V244H239V243ZM151 244V245H150ZM181 244V245H180ZM186 244V245H185ZM192 245V246H190V245ZM230 244H232V243H230ZM85 245V246H84ZM162 245V246H161ZM176 245V246H175ZM239 245V246H238ZM195 246H196V248H195ZM212 246H213V248H212ZM217 246V247H216ZM238 246V247H237ZM80 247H82V249L80 248ZM209 247H211V248H209ZM240 247V248H239ZM200 248V249H199ZM215 248V249H214ZM218 249V250H217ZM165 250V251H164ZM178 250V251H177ZM198 250V251H197ZM199 250H201V252H199ZM211 252H213L212 250H214V252L213 253H211ZM216 250V251H215ZM263 250H264V248H262L260 251H262L263 252ZM181 251V252H180ZM203 251V252H202ZM259 251V253H261ZM81 252V253H80ZM201 253V255H199V253ZM220 252V251H219ZM218 252V253H219ZM209 253V254H208ZM75 254V250H74V255H76ZM81 254L85 257V255H86V257L85 258H83V256H81ZM155 254V255H154ZM214 254H216L217 256H215ZM208 255V256H207ZM260 255H263V254H260ZM157 256V257H156ZM75 257V256H74ZM82 257V258H81ZM87 257H88V259H87ZM95 257V258H94ZM243 257V258H242ZM241 257V260H240V262L242 261L244 264H246V262L248 263V258H247V256L245 257V255H243ZM247 258V259H246ZM86 261H85V260ZM89 261H91V262H89ZM198 261H197V263H198ZM246 261V262H245ZM241 262V264H243ZM196 263V264H197ZM80 264V263H79Z\"/></svg>","mask_w":264,"mask_h":264},{"label":"clouds","instance_id":"clouds-1","mask_svg":"<svg viewBox=\"0 0 264 264\" xmlns=\"http://www.w3.org/2000/svg\"><path fill=\"white\" fill-rule=\"evenodd\" d=\"M176 47L187 61L186 66L194 72L207 62V57L214 51V45L209 41L207 34L200 29L188 30L176 41ZM194 47L199 48V51L190 56L188 53ZM241 134L250 141L264 142V122L244 121Z\"/></svg>","mask_w":264,"mask_h":264}]
</instances>
